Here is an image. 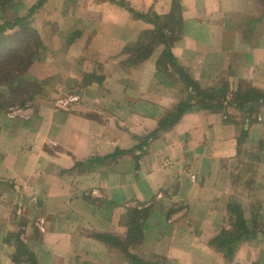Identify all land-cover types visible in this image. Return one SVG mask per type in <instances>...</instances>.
Listing matches in <instances>:
<instances>
[{
    "label": "crops",
    "instance_id": "crops-1",
    "mask_svg": "<svg viewBox=\"0 0 264 264\" xmlns=\"http://www.w3.org/2000/svg\"><path fill=\"white\" fill-rule=\"evenodd\" d=\"M19 1L51 66L99 81L0 134V264H264L262 226L232 258L213 240L236 206L264 221V0Z\"/></svg>",
    "mask_w": 264,
    "mask_h": 264
},
{
    "label": "rangeland",
    "instance_id": "rangeland-1",
    "mask_svg": "<svg viewBox=\"0 0 264 264\" xmlns=\"http://www.w3.org/2000/svg\"><path fill=\"white\" fill-rule=\"evenodd\" d=\"M19 2V0H0V134L7 136L12 135L11 128L9 129V126L6 125L8 122H13L8 124L14 126L13 128H18L21 119L34 114L40 103L45 101L66 103L71 100V93L74 92L73 97H79L91 80L99 81L97 78L94 79L90 73L84 72L87 64L84 62L75 64L74 69H78L79 74L82 72L75 76L68 75V73H72L73 68L70 65L69 72H67L68 66L66 67V64L61 60L54 63L52 67L48 38L46 33L44 34L40 30L41 28H37L38 22L34 7L22 13L23 9L18 11ZM16 9L18 12L15 11ZM255 17L258 16L255 15ZM18 18L20 19L19 23L14 21ZM252 22L253 19L250 24H253ZM13 23L14 25H12ZM158 23L160 28L162 25L163 29L162 18L157 20ZM164 27L166 28L165 25ZM171 30V39L173 40L176 35L180 34L178 33L179 25L171 27ZM149 38L156 48H161L160 54L163 53L166 45L162 44L161 38L155 33ZM127 63L131 64V61ZM37 74H41L42 78ZM48 87H52L51 92ZM188 89L191 91L189 95H193L195 91L191 86ZM220 98L222 97L220 96ZM238 133L245 138L247 130L240 128ZM250 158L251 156H248L246 160ZM247 166L251 167L250 161H247L246 166L242 163L243 168ZM244 175L243 172H240L238 179L242 180ZM262 214L264 216V212ZM251 223H253L252 233H256L261 226V230H264V221L259 223L254 220ZM232 224L233 222L228 223L230 227L224 230L226 232L231 230ZM221 231H219V235ZM236 246L230 244L225 248L226 253H224L227 258H232Z\"/></svg>",
    "mask_w": 264,
    "mask_h": 264
},
{
    "label": "trees",
    "instance_id": "trees-1",
    "mask_svg": "<svg viewBox=\"0 0 264 264\" xmlns=\"http://www.w3.org/2000/svg\"><path fill=\"white\" fill-rule=\"evenodd\" d=\"M174 13H175V10H174ZM170 15L172 16L171 19L175 20V15H173V13ZM159 19H160V16H156V21H155L156 24H157V20H159ZM14 21L19 23L20 19L18 18ZM12 25H14V23ZM161 28H162V25H161ZM161 31L162 30L160 29V25L158 23L155 35L157 34L161 38V41L166 45L165 49L163 50V53H161V56L163 59L165 58L166 61H169L170 64H172L173 66H175L178 69L177 60L173 57V55L170 51V44L168 42V39H167L166 35ZM171 42H172V39H171ZM185 83H186L187 89L189 86H191L192 90L195 91L194 93L196 94V96H198L199 98H202V101H204V98H206V92L204 93V90H202L196 82H194L190 78H187V79H185ZM219 95L223 96L221 94H219ZM246 98H252V99L255 98V100H263L264 101V93L254 91V93H250V95H247ZM237 99H238V101L240 100V98H238V97H237ZM185 109H186L185 107L180 106V108H178V110H177L176 115L172 116L171 119L167 120L166 122L171 123V122H174L175 120H177L178 116L182 112H184ZM160 126L162 128L165 127L161 123H160ZM161 127H160V129H161ZM236 208L239 209L237 206L235 207V209ZM237 209H236V212H234L235 213V219H234L233 224H232L233 229L231 228V230H228L227 232L224 229H222L221 234L218 237H215L213 239V240H215V243L220 248H222L224 251H225L226 247L230 246V244H233L234 246H236V245H238V243L240 242V240L242 238L249 237L252 235L251 231L253 230V228H252L253 223L246 221ZM140 235H141V231H140ZM99 238L103 239L106 242H111V243L117 244L116 238L112 235L101 234V235H99ZM132 259H134L138 262H142L140 259H135L134 257H132Z\"/></svg>",
    "mask_w": 264,
    "mask_h": 264
}]
</instances>
